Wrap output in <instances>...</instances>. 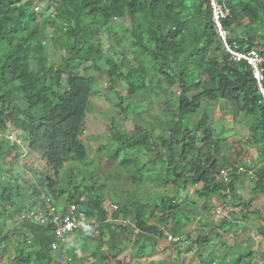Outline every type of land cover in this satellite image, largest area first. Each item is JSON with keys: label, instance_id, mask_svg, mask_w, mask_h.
Segmentation results:
<instances>
[{"label": "trees", "instance_id": "obj_1", "mask_svg": "<svg viewBox=\"0 0 264 264\" xmlns=\"http://www.w3.org/2000/svg\"><path fill=\"white\" fill-rule=\"evenodd\" d=\"M215 1L227 10L220 23L229 32L228 43L245 53L260 45L258 54H263L264 0ZM39 2L0 0V132H20L12 146L0 143V153L11 159L17 152L12 159L19 160L20 147L26 145L42 156L53 176L60 175L69 161L86 167L90 162L83 136L97 94L96 76L90 70L105 71L108 88L116 90L114 105L123 114L128 108L123 103L139 93L144 100H150L149 93L157 99L162 95L164 104L162 116H152L156 123L150 131L135 127L126 132L123 119H111L109 139L115 146L110 147L109 160L120 158L132 183L146 180L154 187L172 186L174 192L161 196L154 192L150 201L120 203L109 209L98 188L73 186L76 172L72 168L59 189L41 178L26 181L16 170L10 171L11 181H4L0 171V262L5 256L8 264H56L57 252L51 249L56 239L53 228L22 218L48 196L61 207L75 203L88 222H93L71 237L81 235L85 242L95 243L97 264H129L127 258L119 257L126 243L141 254H150L163 243L161 253H165L171 248V236L181 238L173 243L182 247L184 240L190 243L193 225L198 226L196 246L201 251L211 248L206 255L200 254L201 264H264V251L256 260L258 252L252 246L243 249L231 244L218 256L213 237L205 232L215 225L228 233L243 226L247 215L253 214L256 226L260 224L257 233L264 237L263 214L252 209V200H243L238 192V186L248 178L251 192L264 195V97L249 64L234 61L225 49L214 27L211 1L47 0L40 7ZM39 9L40 14L36 12ZM123 18L130 21V28L116 24ZM103 27V32L111 35L106 51L97 34ZM117 28L126 44L118 37ZM49 35L65 51L55 63L47 55ZM152 76L158 79L156 84ZM124 82L122 94L119 88ZM262 85L264 88V81ZM216 101L231 105L232 121L241 115L240 121L249 130L247 139L237 141L212 125L203 103ZM193 115L198 117L191 120ZM245 145L257 152L258 163L252 172L246 165L250 150ZM107 149L100 144L97 153ZM225 152L234 157H225ZM190 187H195L193 197L202 200L201 204L183 195ZM64 195L68 201L61 204L58 198ZM214 198L229 199L231 207L224 206L225 216L219 219L213 212L214 222H209ZM121 216L131 224L119 223ZM16 217L17 228L5 229L7 220ZM214 236L222 238L219 231ZM9 245H13V253ZM78 255L64 264H75Z\"/></svg>", "mask_w": 264, "mask_h": 264}, {"label": "rangeland", "instance_id": "obj_2", "mask_svg": "<svg viewBox=\"0 0 264 264\" xmlns=\"http://www.w3.org/2000/svg\"><path fill=\"white\" fill-rule=\"evenodd\" d=\"M46 1L47 0H40L38 6L40 7L44 5ZM36 12L40 14V9ZM45 15L48 16L49 11L46 12ZM245 23H247V21H245ZM116 24L124 25L128 28H130L131 25L130 21L127 18L119 19L118 21H116ZM104 29L105 28L103 27V29H101L97 34H99V40L103 43L104 49L106 51L108 47V41L111 39V35L106 34V32L104 33ZM117 30L118 37L122 38V40H124L123 42L126 44L128 41H126L125 38L122 37V33L119 32L120 30L118 28ZM224 31L229 37V32L226 30ZM46 44L49 46L47 55L50 58V62L55 63L62 60V58L65 56L64 48L63 46L55 44V39H52V35H49V39L46 41ZM254 51L260 52L262 51V47L258 45ZM129 55L131 60L132 55ZM118 59L121 60L123 58L118 55ZM35 64L36 62L33 66H35ZM78 71L82 73V66H78ZM90 74H95L96 76L95 88L97 89V94L92 98V111L88 114L86 122L87 127L83 136V141L88 148V161L90 163L86 167H83L77 162L69 161L66 166L61 169L60 175L53 176L48 171L49 169L40 154L29 151L26 145H21L19 160L12 159V157L16 156L17 152L14 153V156H12L11 159H8L6 156L4 157V153H0V171H2V179L4 181H11L13 176L10 174V171L12 172L16 170L17 172H22L23 175L27 177L26 181H28V178H30L32 181L37 182L41 178L46 181V183L52 185L55 189H59L63 186L62 180L65 179L66 172L72 168V170L76 172V178L74 179L73 186L88 185L94 188H98V190L104 193L106 199L105 205L108 206L109 209H114L115 206H119L120 203L131 205L135 201H150V197L154 192H158L160 196L171 194L172 192H174V188L172 186H168L167 188L154 187L146 180L140 183H132L128 173L120 166L121 159L119 158L116 161L109 160V155L111 154L110 147L112 146L113 148L115 146V143L111 142V140L109 139L108 126L111 119H123L122 130L126 132H130L135 127H140L141 129L150 131L152 130L153 124L156 123L152 116H162L161 110L164 106L162 101L163 96L161 95L157 99L154 93H149L148 95L150 97V100H144L142 93L135 94L123 103L124 106L128 107L125 115L123 114L121 109L115 107L114 105V103L117 101L115 92L116 90L108 88V77L106 72L104 71L101 73H95V69H92L90 70ZM151 80L154 84L158 82V79L153 76ZM161 84L166 85V82L163 81L161 82ZM125 85L126 82L122 83L119 88L121 89L122 94L124 93L123 89L125 88ZM168 88L171 89V87L169 86ZM107 97H109L111 101ZM204 103L203 106L208 108L210 120L213 126H217V128L221 127L224 131H226L228 137L236 138L237 141L239 139L248 138L249 130L245 122L240 121L241 115H239L234 121H232L233 118L231 115L230 104L224 103L223 101L210 102L206 104ZM196 117L198 116L193 115L190 119L195 120ZM153 132L155 135H157L159 130L155 127L153 129ZM19 135L20 132L14 129L0 132V143L5 141L9 146H12L13 142H18ZM100 144H103V146L107 145L108 149L97 153V148ZM246 148L250 150V157L247 159L246 165L251 171L252 166L254 167L258 163L257 152L253 147L246 146ZM146 155L147 157L153 156L152 153H146ZM224 155L227 158L234 157L229 152H225ZM9 160L11 161V163H9ZM219 179H222V176H220ZM194 188L195 187H190L189 190L183 195L193 197ZM238 192L243 200H252L251 208L260 210L264 216V195L253 194L251 192V184L248 178L244 179V181L238 186ZM193 198H195V200H197L199 204L202 203V200H199L196 197ZM58 200L61 204L66 203L68 201L67 195L59 197ZM229 202V199H226V201L222 202L218 201L217 198H214L212 203V210L217 206H225L226 208H229L231 207L229 205ZM212 214L213 211H211V213L207 215V219L209 222H214ZM18 220V217H16L14 221L13 219L7 220L5 229L9 230L12 228H17ZM120 220L121 221H119V223L122 222V224L125 223L126 225L131 224V220L123 218V216H121ZM244 223L247 224L248 227L243 226L242 236L241 238H238V241L234 240L232 237H229L228 234H225V237H223V230L217 228V226L215 225H213V229L205 228V232L211 234V237H213L212 243L215 245V253L218 256L222 255L225 247L229 246L230 244H237L240 245L243 249L246 248V246L255 247L256 251L258 252L256 260H259L261 258L260 254L264 251V237L257 233V228L260 224L256 226L257 219L253 214H250L249 216L247 215L246 219H244ZM197 229L198 226L196 225H193L190 228V231H192V233L191 237L189 238V244L191 245L186 244L185 241H183L184 243H182L181 247V243H173L170 241L172 244L171 248L169 250H166L165 253L163 252L162 255H158L159 252L153 251L152 253L150 252V256L146 255L142 257V254L140 252H137V247H133L129 243H126L125 246H122V251L119 257L127 258L129 264H201L199 259L200 254L204 253V255H206L210 252L211 248L207 246L203 249L204 251H201V249L196 246L195 238L197 237ZM194 230L196 232H193ZM217 231L221 233V240L224 239L223 242H221V240H218V238L214 236L215 232ZM233 231L234 230L230 232ZM250 234L253 236H251ZM252 237H255V239H253ZM11 239L13 240L12 242H15V235H13ZM162 246L163 243L160 244L159 249H162ZM9 248L12 251L11 253H13V245H9ZM78 254H80V252ZM139 256L141 257L139 258ZM9 261L4 256L0 264H8ZM259 262H261V260ZM58 263L64 264V262H60L57 258L56 264Z\"/></svg>", "mask_w": 264, "mask_h": 264}, {"label": "built area", "instance_id": "obj_3", "mask_svg": "<svg viewBox=\"0 0 264 264\" xmlns=\"http://www.w3.org/2000/svg\"><path fill=\"white\" fill-rule=\"evenodd\" d=\"M210 1L212 4L214 27L225 49L231 54L234 61H246L249 64L252 69L253 77L258 84L259 91L264 97V88L262 85L264 81V52L263 54H258L257 51L245 53L229 44L227 41V33L223 30L220 23V18L227 16V10L215 0ZM226 173L227 170L222 171L223 175ZM40 204V207H34L32 211L23 213L22 218L31 219L44 226H51L56 236V239L51 243V249L57 252V258L60 262L71 260L72 256L78 255L79 250L77 248L69 249L66 246L67 241H69L74 232L92 222H88L85 213L78 210L75 203H67L65 207H61L56 205L48 196H44ZM213 212L217 219L225 216L224 206L216 207L213 209ZM169 239L173 242H180L182 240L179 237L171 236H169ZM184 241L187 243L186 240Z\"/></svg>", "mask_w": 264, "mask_h": 264}, {"label": "crops", "instance_id": "obj_4", "mask_svg": "<svg viewBox=\"0 0 264 264\" xmlns=\"http://www.w3.org/2000/svg\"><path fill=\"white\" fill-rule=\"evenodd\" d=\"M105 203V202H104ZM108 207V206H107ZM92 222V221H91ZM93 223V222H92ZM243 226H247V224H245L243 222ZM242 224L237 228L235 229L233 232H228L226 233L224 229L223 230V237H225V234H228L229 237H232L234 240H237L238 241V238H241L242 236V228H243ZM106 235H109V233L107 232ZM251 235V234H250ZM253 236V235H251ZM131 237H129L130 239ZM253 239H255V237H252ZM224 240V239H223ZM223 240L221 242H223ZM84 244H86L84 246ZM139 244V242L137 243V245ZM231 245V244H230ZM229 245V246H230ZM240 246V245H239ZM69 249L70 248H73V247H77L80 251V254L78 255V257L80 258L75 264H97L96 263V260L94 259V253L96 251V245L95 243H87L84 241V239L82 238L81 235H79L78 237H76L75 239V235H73L70 239H69V242H68V246H67ZM135 247V246H134ZM164 247V245L162 246V248ZM228 247V246H227ZM225 247V248H227ZM241 247V246H240ZM160 248V245L157 246V249L156 251L159 252L158 255H162L163 253L162 252V249H159ZM235 248L237 249V245H235ZM103 250H106L107 247L106 246H103L102 247ZM91 251V252H90ZM155 251V252H156ZM88 252V253H87ZM150 256L149 254H147L146 252L142 251V257L144 256ZM141 256H139L140 258ZM87 261V262H86Z\"/></svg>", "mask_w": 264, "mask_h": 264}]
</instances>
